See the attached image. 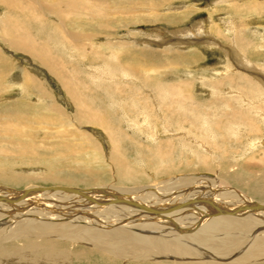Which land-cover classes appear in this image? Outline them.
Wrapping results in <instances>:
<instances>
[{"label": "bare ground", "instance_id": "obj_1", "mask_svg": "<svg viewBox=\"0 0 264 264\" xmlns=\"http://www.w3.org/2000/svg\"><path fill=\"white\" fill-rule=\"evenodd\" d=\"M117 1L0 0L3 45L39 61L73 104L66 112L28 70L25 87L44 103H31L29 91L21 100L0 98V264H264V61H253L264 57V0L238 6L234 1L241 0H213L207 9L218 11L216 21L209 11L188 30H168L175 40L162 50L173 69L203 58L200 48L221 57V65L211 67L215 77L207 73L208 84L198 73L209 90L201 97L191 93L190 80L160 78L161 53L150 43L169 40L164 31L156 30L161 37L143 36L144 45L129 33V41H112L114 12L138 9L125 28L144 19L141 9L156 16L162 4L137 0L127 8L126 0L121 7ZM48 13L57 26L50 35L62 33L54 41L41 42L18 18L30 15L39 26ZM153 17L151 22L160 20ZM96 28L106 31L100 44L94 42ZM189 34L197 35L195 42L188 41ZM87 45L95 65L83 63ZM4 49L0 46V94L7 92L2 79L10 66ZM62 54L81 57L88 78L105 94L83 95L74 64ZM233 76L246 83L232 84ZM121 82L135 83L143 96L128 97L130 86ZM92 83H86V93ZM121 123L150 141L162 129L168 139L146 147L149 161H158L153 169L141 159L130 163L122 145L134 139ZM87 125L102 129L107 150ZM193 162L200 173L188 167ZM31 164L40 165L42 174L16 170Z\"/></svg>", "mask_w": 264, "mask_h": 264}, {"label": "rangeland", "instance_id": "obj_2", "mask_svg": "<svg viewBox=\"0 0 264 264\" xmlns=\"http://www.w3.org/2000/svg\"><path fill=\"white\" fill-rule=\"evenodd\" d=\"M130 1V0H129ZM129 1H127L126 0V5H125V2L123 1L122 2V0L121 1H117V2H121V3H115V6L116 7H121L123 4L128 8L129 6H132V5H134V4H136V2H137V0H131V3H128L127 4V2H129ZM150 2H151V0H149ZM154 1H159V3H161L162 5H161V8H164V9H162V11H160L159 13H157V15L156 16H154L155 14H153L152 15V13H149V11L147 10V9H141L140 11L144 14V19H142V21H141V19H139L138 20V18L136 19L135 18V20L137 21V22H133L132 24L131 23H129V24H126V25H124L125 26V28L123 27V24H124V22H126V20H129V19H131L132 17H133V15H136L135 13L133 14V12L135 11L136 12V10H138L137 8H130V9H128V11H127V9H123V10H121V11H118V12H114L113 13V26H114V28H111V29H109V30H107V31H109L110 33H111V35H112V41H120V40H127L129 37H130V35H132V36H134V37H136L138 40L137 41H139V42H142L141 41V38H143V36L145 37V36H152V35H155V36H159V37H161L162 36V34L161 33H164L163 34V36H165L166 38H169V40H164V41H162V42H159V41H157V43L156 42H151L150 44L151 45H153V46H155L156 48H159L158 49V53H161V55H159L158 56V58L160 57L162 60L160 61V63L158 64V71L160 70V72H161V75H160V78L162 79L163 77H164V79L165 80H172V79H175L174 77H178V78H180V80L182 79V80H190V82L192 83H190V89H191V93H193V94H195L196 96H200L201 97V95H205L204 94V92H205V90L204 89H206V91H209L207 88H205V87H203L202 88V86H204L205 84H208L209 82H208V80H209V78L208 77H210V78H212L213 76L215 77V73H216V71H213V70H211V67L212 68H214V67H218V65L220 66L221 64H219L220 63V61H221V57H220V55L218 54V53H216L215 51H210V50H207V49H205V48H200V49H198L199 50V52H201L200 54L201 55H204L203 56V58H201V59H197L196 61H194V62H190L191 64L190 65H185V66H182V67H179V68H176V69H173L172 68V64L171 63H169V61L167 60L168 58H167V53H165V52H163V46H165L166 45V43H173V41L175 40V38H174V36H172L169 32H172L175 28L176 29H186L187 27V30L188 29H190V27H191V25H192V23H194L196 20H199V19H206V18H208L209 16H208V14L210 15V13H209V11H212V9L211 10H209V9H207V8H210V7H212V5L210 4V2H212L213 0H166V2H165V0H152V2H154ZM162 1V2H161ZM193 1V2H192ZM234 1V0H233ZM238 1V0H237ZM249 1H251V0H249ZM132 2H134V3H132ZM183 2H185L187 5L185 6V8L184 7H181V8H183V9H181L180 7H178L177 6V4L178 3H183ZM195 2V3H194ZM244 1L243 0H241V2L239 1L238 3L236 2V1H234V3H235V5H233V6H238L237 4H244L243 3ZM165 3V4H164ZM197 3V4H196ZM168 4V5H167ZM193 4H195V5H193ZM179 5V4H178ZM190 5V6H189ZM210 5V6H209ZM221 5L222 6H224L225 5V7H226V4L224 3H220V4H218V7H221ZM227 5H230V6H232V4H227ZM192 6H194V7H192ZM230 6H228V7H230ZM232 6V7H233ZM240 6V5H239ZM177 7V8H176ZM187 7V8H186ZM198 7V8H197ZM196 8V9H195ZM201 8H203V9H201ZM180 9V10H179ZM178 10H179V12H178ZM186 10V11H185ZM189 10H191L190 12H189ZM192 10H193V12H192ZM195 10H196V13H195ZM206 10H207V12H206ZM170 11H174V12H171L170 13ZM180 11H182V12H180ZM130 12H131V14H132V16H131V14H130ZM162 12H163V14H162ZM184 12H188V13H186V14H184ZM224 11L223 10H221L220 11V13L221 14H226V12L225 13H223ZM165 13H167V14H169V15H165ZM180 13V14H179ZM193 13V14H192ZM214 13H217V15H218V11H215ZM213 13V11H212V13H211V16L212 17H210L211 18V20L212 21H216V15ZM49 15H45L43 18L41 17V21H44V23L42 24H39V26H36L37 25V23H35V22H33L32 23V19H31V17H30V15L27 17V18H25V20H24V18H20V17H18L19 18V20H20V22H25V23H28V26L32 29V30H34L35 32H38V33H34V35H36L37 36V39L38 40H42L41 42H47V40L48 41H54L57 37H61L62 36V33H61V31L59 30V29H57L56 31H55V33H56V35H54V36H51L50 34L52 33V30L53 29H55V28H57V26L54 24V23H52V21H53V18H56L55 16H50V13H48ZM121 14V15H120ZM129 14V15H128ZM162 14V15H161ZM173 14V15H172ZM181 14H184V16L183 15H181ZM114 15H117V16H114ZM152 15V16H151ZM159 15V16H158ZM178 15H181V16H178ZM190 15V16H189ZM215 15V16H214ZM228 15V14H227ZM121 18H120V17ZM145 16H146V18L147 19H145ZM151 16V18H149ZM154 16V17H153ZM171 16H176V18L178 19H175V20H173L171 23L170 22H168L167 21V18H171ZM183 16V17H182ZM188 18H187V17ZM192 16V17H191ZM50 17V18H49ZM119 17V18H118ZM131 17V18H130ZM152 17L153 18H157V17H159V19L160 20H157L156 22H151L150 20L152 19ZM167 17V18H166ZM180 17V18H179ZM182 17V18H181ZM29 18V19H28ZM33 18V17H32ZM44 18H46V19H44ZM118 18V19H117ZM123 18H125V19H123ZM215 20H214V19ZM158 19V18H157ZM18 20V19H17ZM52 20V21H51ZM118 20H120V21H118ZM123 20H125V21H123ZM147 20V21H146ZM156 20V19H155ZM122 21V22H121ZM139 21V22H138ZM115 23V24H114ZM118 23V24H117ZM213 23V22H212ZM35 24V25H34ZM68 24H69V26H70V28L71 27H74V25L73 24H71V23H69L68 22ZM260 25L261 26H264V19H263V21L261 22L260 21ZM120 26V27H119ZM169 26V27H168ZM190 26V27H189ZM39 27H41V31H38L36 28H39ZM178 27H180V28H178ZM120 28V29H119ZM165 28V29H164ZM114 29V30H113ZM159 29V32H160V30L161 31H164V32H161V33H159V35H158V33H157V31L156 30H158ZM164 29V30H163ZM80 29H77V31H79ZM102 30V31H101ZM168 30H170L169 32H168ZM97 33L98 32H100V33H98V35H97V37L96 38H94V42H96L97 44H100V43H102V41L104 40V37H102V36H100L101 34L102 35H106V31H105V29H104V31H103V29L101 28V29H98V28H96V30H95ZM128 31V32H127ZM41 32V33H40ZM48 32V33H47ZM127 32V33H126ZM42 33H43V35H42ZM105 33V34H104ZM130 35H129V34ZM45 34V35H44ZM148 34H150V35H148ZM170 34V35H169ZM47 36H49V37H47ZM99 36V37H98ZM195 36H197L196 34H189L188 35V37H187V39H188V41H189V39L192 41V43L193 42H195V38H197V37H195ZM46 37V38H45ZM127 38V39H126ZM136 38H133V39H131L132 40V42H133V40L134 39H136ZM37 40V41H38ZM127 41H129V40H127ZM135 41V40H134ZM136 41V42H137ZM39 42V41H38ZM131 42V41H130ZM135 43V42H134ZM138 43V42H137ZM148 43H149V41H148ZM156 43V44H155ZM4 44V42L2 43V41L0 40V46H4V48H7V50H5L4 49V52L6 53V55L9 57V59H10V66L8 67V69H6L7 70V73H5L6 75H4L3 76V79H2V82L7 86V92L6 91H3V92H1V94H0V98H2L3 100H5V101H10V100H21V98H23V97H27V92L29 91V92H31V94H30V97L29 98H27L31 103H38V102H42L41 101V98H39V96H37V92L35 91V90H33V89H31V88H26L25 87V84H24V76H25V74H26V71L28 70V71H30L31 73H35L36 74V77L37 78H40L41 80H43L44 82H45V84L47 85V87L48 88H50V90L52 91V93L54 94V97L56 98L55 99V103H58V104H60V106H62V108L64 107V109H66V112H69L70 110L72 111V106H73V104H71L72 102H70V100H68L67 98H65L64 96H63V91H62V89L60 88L61 86H60V83H59V81L55 78V77H53L51 74H49V72H48V70L45 68V67H42L41 66V63L39 62V61H35L33 58H32V56L31 55H29V54H27V53H23L22 51H16V50H14V48H8L6 45H3ZM141 44V43H140ZM142 44H143V42H142ZM165 44V45H164ZM144 45V44H143ZM88 47V45L86 46V49H85V53H84V55L86 56L85 57V59H83L84 60V62L82 61V58L80 57V59H81V61L83 62V63H87L86 65H93V63H94V61H93V59H91L92 57H93V55H94V53L91 51V48H87ZM10 49V50H9ZM56 49H60V48H56ZM12 50V51H11ZM186 49L185 48H182V50L181 51H185ZM89 51H90V54H91V56H90V54H89ZM107 52V51H106ZM105 52V53H106ZM108 53V52H107ZM165 53V54H164ZM9 54V55H8ZM192 55L194 54V53H191ZM89 55V56H88ZM188 56H190L189 54H188ZM62 57L64 58V59H66V61H67V63H69V64H74L73 66L75 67V72L77 73L78 72V75L75 77V81H77V80H79V78H80V80L81 81H78L77 83V85H78V88H80L81 89V91H82V89H84L83 90V92H84V94L83 95H86V94H88L87 96H90L91 95V97L93 96H96V95H98V94H100V95H102V94H105V90L103 89V88H100V87H98V88H96V87H94V85H93V83L91 82V79L90 78H88V76H87V70H86V68L84 67V66H86L85 64L84 65H82V62L80 63V61H78V60H80L78 57L79 56H76L74 59L71 57V56H69V55H66V54H62ZM87 59V60H86ZM255 58H253V61H255V62H262V61H264V57H261V59H259V60H254ZM86 60V61H85ZM92 60V61H91ZM80 63V64H79ZM97 63H101V62H97ZM94 65H95V63H94ZM168 66V67H167ZM193 66H195V67H193ZM68 68H71V67H68ZM26 69V70H25ZM73 68H71L70 70H72ZM184 69H187V72L189 71L190 73H191V75H188L187 74V72H185L184 71ZM70 70H67V72H70ZM203 70V71H202ZM200 71H202V72H200ZM207 71H209V72H207ZM212 71V72H211ZM25 72V73H24ZM165 72H167V73H165ZM203 72L205 73V74H203ZM156 73H157V71H156ZM155 73V74H156ZM175 75V76H172L173 74ZM201 75L200 77H203L204 75V77H205V80H207V81H205V80H203L202 79V81H203V83H205V84H203L202 82L200 83V81L201 80H199L198 79V76H199V74ZM210 75V76H208V74ZM212 73H213V76H212ZM188 76H187V75ZM183 75L185 76V77H183ZM198 75V76H197ZM203 75V76H202ZM23 76V77H22ZM180 76H182V77H180ZM173 77V78H172ZM187 77H189V79L187 78ZM193 77V78H192ZM213 77V78H214ZM234 77H237V76H233L232 77V84H238L239 82V84H244V83H246V80L245 79H239L238 77L237 78H234ZM177 78V79H178ZM186 78V79H185ZM77 79V80H76ZM163 79V80H164ZM120 80V79H119ZM179 80V79H178ZM192 80V81H191ZM199 80V81H198ZM89 81V82H88ZM205 81V82H204ZM238 81V82H237ZM194 82V83H193ZM195 82H196V84H195ZM244 82V83H243ZM7 83V84H6ZM74 83V82H73ZM86 83H88V84H90V83H92V85H90V88L91 89H93L92 90V92L90 93H86L85 92V87H86ZM121 83H123V86H127L128 88H129V86H130V90L129 91H127V93H125V95H129V96H132V98L133 97H138V98H140V96H143L142 94L143 93H141V92H136L137 90H136V88L134 87L135 86V83H133V82H121ZM125 83V84H124ZM71 84V83H70ZM133 84V86H131ZM196 86H195V85ZM197 84H198V86H197ZM200 84V85H199ZM202 84V85H201ZM82 85H83V87H82ZM11 86V87H10ZM73 86L75 87L76 85L75 84H73ZM80 86V87H79ZM195 86V87H194ZM82 87V88H81ZM136 87H138V89L140 88L139 86H136ZM128 88H126V89H128ZM198 88H200V89H198ZM103 89V90H102ZM134 89V90H133ZM193 89V90H192ZM202 89V90H201ZM204 90V91H203ZM124 91L125 90H123V92L122 91H120L119 93H115V95L116 96H118L119 94H124ZM134 93V94H133ZM94 94V95H93ZM138 94V95H137ZM37 96V97H36ZM128 96V97H129ZM146 97V96H145ZM44 99H46V98H44ZM49 99H50V97H49ZM65 99V100H64ZM38 100V101H37ZM40 100V101H39ZM57 100V101H56ZM52 101V100H51ZM69 102V103H68ZM42 103H44V102H42ZM72 107V108H71ZM119 117H114V118H112L113 120H119L120 122H122V120H121V118H119ZM115 120V121H116ZM116 121V122H117ZM120 126L125 130V132H127V133H129V135L130 136H132V139H134V141H131L130 142V140H125L124 141V143H123V145H122V150L125 152V154H126V156H127V158H128V160L130 161V163H132V164H135V162H136V160H138L139 161V159H141V160H144V162H145V166L147 165V162H148V165H147V168L146 169H153L154 167H155V164H156V162H158V161H154L153 159H150V161H149V157L152 155V153H151V151L149 152V150H148V148H146V147H155V145L157 146V144H160L158 141L161 139V142L162 141H165V140H167L168 138H166L165 137V135L163 134V131H161L162 129L161 128H159L158 130H157V132H158V138H157V140H155V141H150V140H147V138L142 134V133H134L133 132V130H130L129 128H127L126 126H124V124L123 123H121L120 124ZM88 129V132L90 133V134H92V136L93 137H95L96 138V140H100L101 141V145H103L104 146V148L107 146V144H106V142L107 141H105V137H106V135H105V133L102 131V129H100V128H98V127H96V126H90V125H87L86 126ZM159 139V140H158ZM173 141V144H177V142H176V139H173L172 140ZM175 141V142H174ZM128 142V143H127ZM134 144H133V143ZM158 142V143H157ZM105 144H106V146H105ZM132 144V145H131ZM135 146V147H134ZM105 150H107L106 148H105ZM138 150V151H137ZM242 151V150H241ZM258 153H260V152H258ZM133 156V157H132ZM147 159V160H146ZM243 160V159H242ZM245 160H247V158L245 159ZM250 161H251V159H250ZM185 163V161L184 160H181V164H182V167H183V164ZM252 162H253V160H252ZM194 163L195 162H193V165L191 164L190 166H188V167H190V169H192L194 166H195V168L193 169V170H195L196 172H201L200 170H198L199 169V166L198 165H196L197 163H195V165H194ZM250 163V162H249ZM35 165H37V166H35ZM136 165V164H135ZM154 166V167H153ZM193 166V167H192ZM197 167V168H196ZM34 168H36V169H34ZM34 169V170H33ZM42 167L40 166V165H38V164H34V167H33V165L31 164V165H21V166H19V167H17V171L19 170V172H21V173H23V174H25V175H28V174H32V175H37L38 173L39 174H42ZM27 170V171H26ZM32 170H33V172H32ZM40 170H41V172H40Z\"/></svg>", "mask_w": 264, "mask_h": 264}]
</instances>
